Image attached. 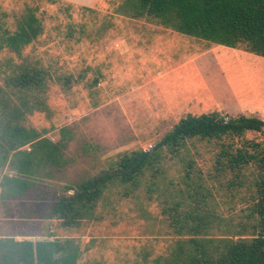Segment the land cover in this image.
<instances>
[{
  "label": "rangeland",
  "instance_id": "rangeland-1",
  "mask_svg": "<svg viewBox=\"0 0 264 264\" xmlns=\"http://www.w3.org/2000/svg\"><path fill=\"white\" fill-rule=\"evenodd\" d=\"M94 2L85 7L61 0L56 4L0 0L4 28L15 31L28 8L44 28L22 56L8 50L0 54V87L13 66L26 61L50 69L52 79L44 96L47 109L28 114L24 125L48 131L45 137L52 141L59 140L63 128L72 136L65 150L67 166L41 173L24 196L2 199L0 189V237L73 239L82 252L79 264H167L181 246H188L189 228L197 225L198 218H209L205 237L213 239L214 245L227 238H252L258 225L254 212L258 169L249 166L239 176L231 170L218 173L220 150L214 142L194 141L174 153L164 150L160 174L147 172L137 187L111 185L97 205L96 219L79 228H61L52 216L57 200L72 194L65 186L101 175L125 154L152 149L187 115L226 111L214 107L191 74L184 75L180 87L183 96L194 98L176 108L168 107L165 99L156 102L153 85L145 84L156 70L186 62L209 44L152 19H134L119 12L125 0ZM157 32H164V40L159 41L162 46L141 54L136 42L152 43ZM121 41L132 47V53L123 56L122 48H117ZM159 49L164 53L160 59ZM232 55V70L223 65V71H237V84L251 96L247 101L253 108L244 113L264 120V58L244 48L233 49ZM184 67L192 71V66ZM66 77H72L71 87L64 86ZM141 86L149 89L142 92ZM140 92L143 100L136 99ZM246 139L264 141L259 134H247ZM8 173L0 171L1 176ZM175 204L180 205L183 219L191 217L182 224L183 234L172 226L167 211Z\"/></svg>",
  "mask_w": 264,
  "mask_h": 264
},
{
  "label": "trees",
  "instance_id": "trees-1",
  "mask_svg": "<svg viewBox=\"0 0 264 264\" xmlns=\"http://www.w3.org/2000/svg\"><path fill=\"white\" fill-rule=\"evenodd\" d=\"M118 11L134 19H152L169 30L209 45L244 48L264 58V0H125ZM43 32L35 11L28 8L18 19L15 31L0 24V54L8 50L22 56L23 50ZM11 71L0 87V171L9 172L0 175L2 199L24 196L41 173L67 166L65 150L72 140L68 128L61 129L58 141H52L45 137L48 131L24 125L28 114L47 109L44 96L52 79L50 69L39 62L26 61L13 66ZM71 83L72 77L64 79V86L71 87ZM247 134L264 137V120L219 110L187 115L152 149L125 154L116 166L101 175L76 186H65L72 194L57 200L52 216L61 228H79L83 222L96 219L97 205L111 185L137 187L147 172L154 176L160 174L164 150L174 153L194 141L214 142L220 150L216 158L218 173L231 170L239 176L249 166L258 169L254 209L258 225L250 239L227 238L214 245L213 239L205 237L209 218H198L197 225L189 228L192 237L187 241L188 246H181L176 258L166 263L264 264V141L248 140ZM28 146L30 150H25ZM188 168L187 174L192 163ZM179 207L175 204L167 211L172 226L183 234L182 224L188 223L191 217L183 219L178 213ZM81 256V249L73 239L32 241L0 237V264H79Z\"/></svg>",
  "mask_w": 264,
  "mask_h": 264
},
{
  "label": "crops",
  "instance_id": "crops-1",
  "mask_svg": "<svg viewBox=\"0 0 264 264\" xmlns=\"http://www.w3.org/2000/svg\"><path fill=\"white\" fill-rule=\"evenodd\" d=\"M61 1L85 7H92L95 3V0ZM91 3L93 4L90 5ZM163 33H155L151 39L153 41L152 43L142 40L137 41L136 43L141 54L150 53L155 48L162 46L159 44V41L161 39L164 40ZM148 39L150 40V38ZM123 44L122 41L117 44V48H122L123 56L132 53V47L129 44H124L123 47ZM230 49L218 45H209L205 50L193 54L186 62H177L175 65H168L166 68L156 70L157 72H154L145 84L153 85V98L156 102L165 99L168 107L176 108L180 105L188 104L194 98L191 96H183L180 87L184 75L191 74L196 81L200 82V89L206 92V96L215 108L226 110L231 115L249 111V108H253L250 107L251 104L247 101L251 100V96L246 93L243 85L240 86L237 84L235 78L237 71H223V65L232 70L233 49ZM163 54L162 49L157 51V57L159 59L163 57ZM184 66H192V71H184ZM148 89L144 86L139 88L142 92ZM142 92L137 95V100L144 99ZM258 101L260 100L258 99ZM158 107L162 108L164 105L159 104Z\"/></svg>",
  "mask_w": 264,
  "mask_h": 264
}]
</instances>
